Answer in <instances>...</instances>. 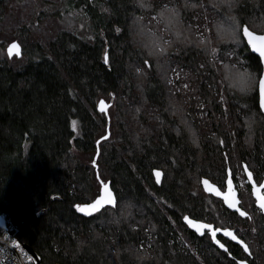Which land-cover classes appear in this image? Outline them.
I'll list each match as a JSON object with an SVG mask.
<instances>
[{
  "label": "trees",
  "instance_id": "16d2710c",
  "mask_svg": "<svg viewBox=\"0 0 264 264\" xmlns=\"http://www.w3.org/2000/svg\"><path fill=\"white\" fill-rule=\"evenodd\" d=\"M154 1L161 5L163 0ZM221 2L224 11L230 0ZM234 3L241 31L257 18L264 25V0ZM137 4L139 0H69L66 14L80 11L90 20L93 36L64 27L44 45L28 42L27 35L21 56L0 59V213L12 220L18 239L42 264H238L191 232L181 216L199 214L204 201L195 189L202 177L224 187L230 168L235 178L230 159L245 162L256 180L262 177L264 114L258 89L252 96L234 92L229 120L222 105L211 101L210 112L217 115L211 130L200 128V139L189 135L172 121L165 67L133 37L132 18L141 10L135 13ZM49 6L53 15H61L59 2ZM191 7L185 0L182 10L191 12ZM47 9L39 11L46 14ZM23 30L27 34L29 28ZM242 38L247 64L260 78L261 59ZM182 51L188 60L204 53L188 45ZM112 94V106L118 95L133 101L120 100L115 117L109 108L110 134L121 141L107 145L108 138L103 139L96 162L100 178L110 180L117 204L85 216L74 204L99 194L93 158L97 140L106 134L107 116L97 103L109 101ZM143 107L147 111L141 114ZM137 116L143 119L139 124L124 120ZM154 168L164 171L160 185ZM257 229L256 248L264 261V222Z\"/></svg>",
  "mask_w": 264,
  "mask_h": 264
},
{
  "label": "rangeland",
  "instance_id": "374dc122",
  "mask_svg": "<svg viewBox=\"0 0 264 264\" xmlns=\"http://www.w3.org/2000/svg\"><path fill=\"white\" fill-rule=\"evenodd\" d=\"M68 1L0 0V59L8 57L6 46L10 41L17 39L23 43V38H26L27 35L28 42L39 40L44 45L64 27L75 26L80 34L82 33L81 35H91L90 20L86 16L80 11L74 10L66 14L64 4L67 5ZM151 1L148 4L149 7H141L140 3L137 4L135 13L140 8L142 11L140 10L132 18L133 37L136 38L137 44L147 50L148 54L156 61H160L157 63L159 66L165 67L162 77H165L170 93L169 104L172 106L170 115L175 119L172 121L181 125L189 135L198 136L202 133L199 131L200 128L211 130V122L213 118L217 117L216 111L212 114L210 112V109L214 107L210 103L211 101L222 105V110L226 112L225 117L229 120L231 115L229 102L232 101L231 96L234 92L252 96L258 89L259 77L247 64V55L242 47L244 42L241 26L233 13V7L236 4L234 2L237 0H230L224 11L222 10L224 4L221 0L218 4H216V0H209V3L206 0H186V3L195 7L191 12L182 10L185 0H163L161 5ZM54 2L60 3L58 7L61 12L60 16L53 15L49 9V5ZM41 6L46 9L49 6L48 13H41L39 11ZM51 9L55 8L51 7ZM262 22V19L257 18L255 22L250 23V28L256 32H263ZM23 26L29 28L27 34L23 30ZM187 45L198 47L204 53L199 52L201 57L194 60L185 59L186 53H183L182 50ZM161 47L166 49L163 53L160 51ZM213 48L216 49L214 54ZM167 51L168 53H166ZM140 78L144 81L146 74L142 72ZM120 100L133 102L128 95H118L115 105L110 107L113 117L117 115ZM250 105L246 103L245 108L249 109ZM137 106L142 107L138 103ZM146 111L144 108L141 114ZM138 117L135 119L125 117L124 120H127V123L139 124L143 119ZM169 117V115L166 117L168 121L171 118ZM105 127L104 133L107 132V126L105 125ZM112 129L110 130L111 134ZM183 129L181 128L178 133H181ZM155 132L157 134V131ZM111 134L108 137L107 145L121 141L119 136H111ZM201 137L198 136L199 139ZM251 140L249 138V141ZM122 142H124L123 139ZM229 165L235 174L234 179L238 190L241 191L240 196L245 198L247 208L253 206L252 217L255 218V199L251 189L248 188L249 180L244 173L242 160L234 163L230 159ZM263 177L264 173L257 181L260 182ZM199 186L200 189H195V192L203 199L204 203L207 202V208L211 206L214 210L221 209L220 200L214 195L206 193L200 180ZM96 187L100 192L99 181L96 183ZM204 206L205 204H201L202 208ZM226 216L229 217L228 214ZM245 228L246 226L243 229ZM179 230L180 235L184 236V242L193 246L190 238L182 229ZM251 236L253 238L254 234ZM248 237L250 239V236ZM251 246L255 251L256 263L263 264L264 261L259 259L256 244L251 242Z\"/></svg>",
  "mask_w": 264,
  "mask_h": 264
},
{
  "label": "water",
  "instance_id": "95a60500",
  "mask_svg": "<svg viewBox=\"0 0 264 264\" xmlns=\"http://www.w3.org/2000/svg\"><path fill=\"white\" fill-rule=\"evenodd\" d=\"M247 27L248 30L250 32L253 33V38H255L256 36H264V31L263 32H256L255 30L251 29L247 24H244L243 27H242V34H243V37L244 39L246 40L251 52H253L254 54H256L257 56L260 57V54L258 52H256L251 44H249L248 40V36H246L244 34V31L243 29ZM17 44L19 47H13V44ZM258 43H260L258 41ZM6 51H7V54L8 56L12 57L14 55H17V56H21L22 53H23V47H22V44L19 40L17 39H14L12 41H10L8 43V45L6 46ZM106 54H107V58H108V51H106ZM261 63H262V73H261V76H264V58H261ZM260 76V77H261ZM260 79V78H259ZM114 94H112V98L108 101L106 100L105 98H101L98 103H97V109L101 112H104L107 116V132L106 134H104L102 137H100L97 142H96V146H97V151L94 155V158H93V164L95 165V168H96V172H97V177L99 178V182L101 184V187H100V192L98 195L95 196V198H93L92 200L90 201H86V202H83V203H75L74 204V208L76 209L77 213L79 214H82V215H85V216H89L91 214H94L100 210H102L104 207L106 206H116L117 204V196H116V193L114 191V189L112 188V185H111V182L110 180H103L100 178V175H99V171H98V165H97V158H98V155L100 153V142L103 140V139H106L110 136V116H109V108L113 105V102H114ZM258 100H259V107H260V110L261 112L264 114V107L261 106V94H260V88H259V81H258ZM103 138V139H102ZM245 168H247V171H245ZM243 169H244V173L246 174L247 178H248V172H251L252 173V180H249L251 186H252V194H253V197L255 199V203L258 207H260V202L257 198V195L253 192V182H255L256 184V187L258 188L259 187V184H257L255 178H254V175H253V172L250 170V168L248 167V165L246 163H243ZM157 172L160 173L159 177H157ZM153 174H154V178H155V181L158 185H160L163 181V178H164V171L161 169V168H154L153 170ZM207 180L208 181V184L206 185L204 183V181ZM231 180L232 183L231 185L228 184V181ZM264 182V179L263 181ZM104 183H107L108 186H109V189L110 191L112 192V195H113V204L111 205H103L101 206L97 211L95 212H91L90 210H86L84 212H81L79 211L77 208H76V205H81L82 207H85L87 208V205H90V204H94L95 201L99 198V195L102 193V189H103V184ZM201 185L203 187V190L210 194V195H214L215 197H219L221 198L226 207H228L230 210H233V211H237L236 209L239 208L240 211H237V212H246L240 205L241 203V199H240V196H239V190L237 189L236 187V184H235V181H234V178H233V175H232V170L230 168H228V171H227V178H226V186H225V190L221 189V187L216 184L215 182H213L210 178L208 177H202L201 178ZM217 190H219L222 194L221 195H217ZM227 196V200L225 199V197ZM260 196L261 197H264V194L262 193V189H260ZM229 201L233 202L236 204V208H232V207H229ZM261 208V207H260ZM264 210V208H262ZM188 217V220H193L195 221L197 224L199 225H203L204 227L200 228L199 231H197L195 228H193L189 223H188V220H185V217ZM183 220L184 222L186 223V225L192 229L193 231H195L196 233H198L199 235H202L204 233V231L206 229H210V233L211 235L215 232L216 235L218 233H222V235H224L225 237H227L228 239L234 241L235 243L241 245L243 248H244V245H247L248 244L241 238L237 235V233L235 232L234 229H231V228H217L219 229L220 231H216L217 229L214 228V225L213 224H210V223H207L205 221H202V220H197V219H194L192 218L191 216L189 215H185L183 217ZM210 226V227H209ZM0 227H3V228H6V220L4 218V216L0 213ZM225 230H227L228 232L231 233V235H225ZM235 236L236 239H233L232 237ZM212 239H213V235H212ZM244 241V244H241L240 241ZM214 243H216L219 247H220V244H223L221 241H219V243H217V237L215 236V239H213ZM25 249L30 253V255L33 257L34 261H35V264H42L41 263V257L30 247L28 246L27 244H23ZM224 245V244H223ZM221 249L225 250L227 249V247L224 245V247H220ZM247 253L249 254L250 253V248L248 246V251ZM243 261L244 264H250V262L247 260V259H241L239 260V264L240 262Z\"/></svg>",
  "mask_w": 264,
  "mask_h": 264
},
{
  "label": "flooded vegetation",
  "instance_id": "af4514ba",
  "mask_svg": "<svg viewBox=\"0 0 264 264\" xmlns=\"http://www.w3.org/2000/svg\"><path fill=\"white\" fill-rule=\"evenodd\" d=\"M232 175H233V173H232ZM254 178H255V176H254ZM263 179H264V177H263ZM263 179L260 182H258L255 178L257 184H260L263 181ZM234 181H235V179H234ZM235 184H236V182H235ZM225 186H226V179H225V185H224V187H221V189L225 190ZM236 187H237V185H236ZM248 188L251 189V192H252V186H251L250 182H249ZM240 193H241V191H239V196L241 195ZM262 193L264 194V189H262ZM217 199L220 200L221 209L214 210V208L211 206L207 208V202H205V203H203V204H205V206L203 208L201 207V205L198 207L197 212L199 214H197V215L194 212H190V211L184 212L181 216L182 221L184 222L183 217L185 215H189L194 219L202 220V221H205L207 223L213 224L215 229H217V228L234 229L235 232L237 233V235L239 237H241L248 244L251 254H248L241 245H239V244L235 243L234 241L228 239L227 237L222 235V233H218L216 235L217 240L221 241L227 247V249L223 250L216 243H214V241L212 239V235L210 233V229H206L202 235H199L198 233H196L195 231L190 229L186 225V223L184 222L185 225L187 226V228L189 230H191V232L197 234L200 237H206V239L210 240L212 242V244L214 246H216V248L222 250L229 257L235 258V260L238 264H239V260H241V259H247L250 262V264H254V259H255L256 255H254V253H253L251 242H254L255 244L257 242V237L255 238V236L258 235L257 226H258L259 222H261V223L264 222V210L262 208L258 207L255 203L256 216H255V218L252 217L253 206L251 205L249 208H247L246 204H245V202H246L245 198H242L240 196V199H241L240 205L248 214L247 216H242V215H240L239 212L230 210L228 207H226L224 201L221 198L217 197ZM226 213L229 216L228 218L226 216L227 215ZM247 219H249L250 221L248 220L247 224H245ZM245 226H246V228L243 229ZM243 230L244 231L246 230L247 235L250 236L249 240H247L246 235L243 233ZM251 234H254L253 238H252ZM233 251H235V252L238 251L239 255L235 256L233 254Z\"/></svg>",
  "mask_w": 264,
  "mask_h": 264
},
{
  "label": "snow or ice",
  "instance_id": "6c2138e0",
  "mask_svg": "<svg viewBox=\"0 0 264 264\" xmlns=\"http://www.w3.org/2000/svg\"><path fill=\"white\" fill-rule=\"evenodd\" d=\"M139 3H140V6L141 7H149L150 5L148 4H145L143 2V0H139ZM244 31V34L246 36H248L249 40V44H251L252 48L258 52L260 54V57L261 58H264V36H256L255 38H253V33L250 32L248 30L247 27H245L243 29ZM179 34V33H178ZM258 41L260 43H258ZM13 47H19L17 44H13ZM166 49L161 47L160 51L161 53H163ZM216 49H212V52L213 54L215 53ZM106 55V62H107V54ZM139 71V69H138ZM185 87H187V85H185ZM259 88H260V94H261V106L264 107V76H261L260 79H259ZM103 139V138H102ZM245 171H247V168H245ZM160 173L157 172V177H159ZM248 178L249 180H252V173L251 172H248ZM204 183L207 185L208 184V181L205 180ZM232 181L229 180L228 181V184L231 185ZM260 189H264V182H261L259 184V187L257 188L256 187V184L255 182H253V192L257 195V198L260 202V207L261 208H264V197H261L260 196ZM222 193L217 190V195H221ZM225 199L227 200V196L225 197ZM113 204V195H112V192L110 191L109 189V186L107 183H104L103 184V189H102V193L99 195V198L95 201L94 204H90V205H87V208L85 207H82L81 205H76V208L81 211V212H84L86 210H90L91 212H95L97 211L101 206L103 205H111ZM229 207H232V208H236V204L229 201ZM237 211H240L239 208L236 209ZM240 215L242 216H247L248 214L246 212H240ZM185 220H188V217L186 216L185 217ZM188 223L193 227L195 228L197 231L200 230V228L204 227L203 225H199L197 224L195 221L193 220H188ZM210 227V226H209ZM217 232L220 231L219 229L216 230ZM213 239H215V236H216V233L214 232L213 234ZM225 235H231L230 232H228L227 230H225ZM233 239H236L235 236L232 237ZM217 243H219V241L217 240ZM241 244H244V241H240ZM220 247H224L223 244H220ZM244 250L247 252L248 251V246L247 245H244ZM251 254V253H249ZM240 264H244L243 261L240 262Z\"/></svg>",
  "mask_w": 264,
  "mask_h": 264
},
{
  "label": "built area",
  "instance_id": "2783aa9c",
  "mask_svg": "<svg viewBox=\"0 0 264 264\" xmlns=\"http://www.w3.org/2000/svg\"><path fill=\"white\" fill-rule=\"evenodd\" d=\"M2 215L7 227H0V264H35L33 257L18 239L12 220L6 214Z\"/></svg>",
  "mask_w": 264,
  "mask_h": 264
}]
</instances>
